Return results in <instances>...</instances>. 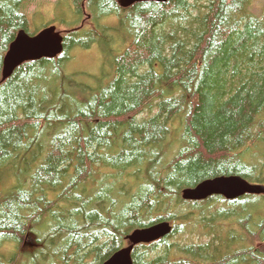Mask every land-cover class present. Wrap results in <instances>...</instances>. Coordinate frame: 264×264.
Returning a JSON list of instances; mask_svg holds the SVG:
<instances>
[{"label":"trees","instance_id":"trees-1","mask_svg":"<svg viewBox=\"0 0 264 264\" xmlns=\"http://www.w3.org/2000/svg\"><path fill=\"white\" fill-rule=\"evenodd\" d=\"M30 1L0 0V264H104L164 221L133 264H264V194L182 197L219 176L264 184V7L72 0L62 54L3 80ZM93 44L109 65L94 86L65 70Z\"/></svg>","mask_w":264,"mask_h":264},{"label":"water","instance_id":"water-1","mask_svg":"<svg viewBox=\"0 0 264 264\" xmlns=\"http://www.w3.org/2000/svg\"><path fill=\"white\" fill-rule=\"evenodd\" d=\"M141 1L167 0H121L120 3L124 7H129ZM63 49V37L56 33V26L46 27L36 35H29L25 31L19 32L5 56L3 80L7 79L22 63L45 57H56L62 53ZM246 194H264V184L250 182L241 176H219L207 179L195 187L186 188L182 192L186 200H203L212 195H221L233 200ZM172 229L170 222L164 221L134 230L127 236L129 245L116 252L104 264H133L132 252L135 245L162 239L169 235Z\"/></svg>","mask_w":264,"mask_h":264},{"label":"rangeland","instance_id":"rangeland-1","mask_svg":"<svg viewBox=\"0 0 264 264\" xmlns=\"http://www.w3.org/2000/svg\"><path fill=\"white\" fill-rule=\"evenodd\" d=\"M257 3L263 9L264 0H257ZM72 5V0H31L25 10L29 17V32L31 34L37 33L48 24L56 25L57 29L66 28L64 27L67 26L66 23L61 20L63 15L70 19L68 24L77 20V17L74 18ZM101 21L104 25L116 22L108 16H105ZM90 27H94V25L90 24ZM116 48L121 50L119 43L116 44ZM106 54L105 48L99 44H93L88 49L77 47L72 50V56L65 64V70L68 74L94 86V81L101 78L104 71L108 69ZM103 81L106 80L103 79Z\"/></svg>","mask_w":264,"mask_h":264},{"label":"bare ground","instance_id":"bare-ground-1","mask_svg":"<svg viewBox=\"0 0 264 264\" xmlns=\"http://www.w3.org/2000/svg\"><path fill=\"white\" fill-rule=\"evenodd\" d=\"M211 179V178H210ZM205 181V180H204Z\"/></svg>","mask_w":264,"mask_h":264}]
</instances>
